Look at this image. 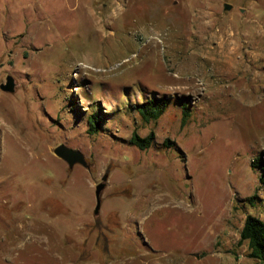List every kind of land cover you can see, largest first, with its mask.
<instances>
[{"label":"rangeland","instance_id":"obj_1","mask_svg":"<svg viewBox=\"0 0 264 264\" xmlns=\"http://www.w3.org/2000/svg\"><path fill=\"white\" fill-rule=\"evenodd\" d=\"M143 1L0 0V264H264V0Z\"/></svg>","mask_w":264,"mask_h":264},{"label":"trees","instance_id":"obj_2","mask_svg":"<svg viewBox=\"0 0 264 264\" xmlns=\"http://www.w3.org/2000/svg\"><path fill=\"white\" fill-rule=\"evenodd\" d=\"M184 107V116L189 114L186 102L180 99ZM170 98L165 96H153L141 103H137L134 108L141 115L142 119L146 122L157 120L168 108ZM90 122V133H97L99 131V122L96 115H93ZM131 144L137 146L139 149L144 150L150 148L155 142L154 132H150L146 136H141L134 132L130 138ZM241 240L248 242L249 253L248 256L257 261L264 262V221L258 216L248 214L245 218L243 227L241 229Z\"/></svg>","mask_w":264,"mask_h":264},{"label":"water","instance_id":"obj_3","mask_svg":"<svg viewBox=\"0 0 264 264\" xmlns=\"http://www.w3.org/2000/svg\"><path fill=\"white\" fill-rule=\"evenodd\" d=\"M224 8L226 10H231L233 8V5L230 3H225ZM0 89L4 92L13 93L16 90L15 77L11 74L7 75L6 81L0 84ZM53 152L56 156L67 162L70 168H73L77 164H80L88 169L91 168V164L86 159L85 154L79 149H74L65 144H61L55 147ZM107 180L108 174H105L103 175L101 182L96 185V206L94 209V213L96 215L99 214L102 206V193L106 187Z\"/></svg>","mask_w":264,"mask_h":264},{"label":"bare ground","instance_id":"obj_4","mask_svg":"<svg viewBox=\"0 0 264 264\" xmlns=\"http://www.w3.org/2000/svg\"><path fill=\"white\" fill-rule=\"evenodd\" d=\"M145 1V0H144ZM143 1V2H144ZM85 6V5H84ZM87 8V6L85 7ZM83 9V8H82ZM84 10V9H83ZM74 11V10H73ZM47 12V11H46ZM45 12V13H46ZM86 12V11H84ZM88 13V12H86ZM85 13V14H86ZM24 14V13H23ZM90 15V13H89ZM94 22V21H93ZM30 23V22H29ZM42 23V22H40ZM82 23V22H81ZM28 24V23H27ZM44 24V23H43ZM94 24V23H93ZM45 25V24H44ZM94 25H97V24H94ZM58 27V26H57ZM45 28L43 27H40L39 25H37L34 21H32L30 23V25L28 27H26V36L23 38V41H29V40H35L36 39V35L40 32V35H42V32L41 31H46L44 30ZM48 31L52 30V27L50 29L46 28ZM84 29V28H83ZM25 31V30H24ZM8 35V34H7ZM61 35V34H60ZM11 38V37H10ZM155 42V39L154 37L151 38V40L149 41V43H147V46H149L151 43H154ZM31 43V42H30ZM28 45V43H27ZM30 45V44H29ZM25 46V45H24ZM33 48V47H32ZM166 200V197L164 198H161V201H165ZM159 201V200H158Z\"/></svg>","mask_w":264,"mask_h":264}]
</instances>
